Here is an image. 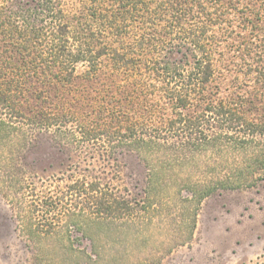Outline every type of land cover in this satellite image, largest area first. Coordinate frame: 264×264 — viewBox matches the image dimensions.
Listing matches in <instances>:
<instances>
[{
  "label": "rangeland",
  "instance_id": "1",
  "mask_svg": "<svg viewBox=\"0 0 264 264\" xmlns=\"http://www.w3.org/2000/svg\"><path fill=\"white\" fill-rule=\"evenodd\" d=\"M119 1L50 0L47 3L44 0H0V77L8 84H35V88L24 95L17 93L16 101L21 103L25 95L37 107L43 104V100L46 103L72 101L79 112L84 113L83 120L92 128L91 131H100L104 135L118 129V114L126 117L131 113H144L142 108L146 98L140 91L149 75L144 62L161 57L166 44L152 41L154 48L149 45L140 48V44L153 35L154 27L149 23L143 25L142 21L147 18L133 13L127 15L130 27L125 30L121 26L125 15ZM238 1L243 0H230V3L237 7ZM244 2L250 5L244 9V14L229 15L225 22H209L206 48L214 59L215 73L205 93L212 97L208 102L213 100L220 104L222 100L223 104L229 105L232 100L243 101L242 110L247 112V117L264 123V75L261 74L264 73L261 71L264 59L259 60L264 57V46H260L264 41L261 44L249 43L254 34H263L260 30L263 24L259 26L260 31L250 26L247 30L242 28L247 23L245 19L252 20L254 24L263 23L264 20L257 18L263 13L264 19V11L261 10L264 4L253 0ZM49 4L55 12L53 19L42 16ZM82 21L86 26L80 24ZM59 23L68 25L69 42L66 43V54L61 52L62 57L57 60L53 58L51 49L56 48L57 51L59 46L51 37H46L45 29L52 28V25L58 29ZM37 29L43 30V34L40 35V58L36 68L52 71L47 76H24L23 57L13 43L16 38L19 41V37H22L21 43L29 39L30 31L35 33ZM122 31H128L124 42ZM230 33L232 35L227 38L225 46H221V35ZM74 36L88 43L85 60H71V55L78 53ZM127 44H130L128 48L133 47V52L130 49L126 61H122L120 56ZM97 53L100 54L96 57ZM174 54L176 60L182 59L180 53ZM68 65L74 66V75L72 71L70 75L65 73ZM199 110L193 106L186 113L192 117ZM206 119V124H212L208 127L212 136L242 135V132L228 130L230 125H234V118L231 121L213 120L211 116ZM108 135L102 138L107 140ZM255 135L257 147L244 151L230 149L227 143L224 144L227 140L224 137L220 149L209 146L198 154L195 163L189 160L180 164L175 160L169 161L168 182L151 181L155 204L149 209L143 202L148 194L147 165L139 154L118 146V143L106 149L102 140L90 141L72 149L59 145L52 132L40 129L33 132V139L26 145L11 147L0 142V161L10 160L18 171H24L36 188L37 199L51 202L47 197L46 185L49 183L63 187L71 180L82 179L137 201L132 225L129 223L132 212L125 213L117 221L111 218L105 219L101 227L93 225L89 233H82L72 226L71 232L38 242L29 240L22 230L24 207L27 201L33 200L30 194L25 192L26 195L21 194L15 199L14 194L1 189L0 264H264L262 155L255 157L258 159L255 164H247L253 160L254 148L264 149V133ZM152 161L157 167L161 164L157 159ZM236 175L245 177L243 181L246 182L242 186H219L221 181ZM42 179L46 180L45 183ZM186 181L191 182L190 186ZM202 187L210 191L198 200L199 196L194 198L192 191L197 189L201 193ZM54 196L57 197V192ZM55 211L57 207L47 214L54 215ZM39 243L50 250L56 243L58 247L42 258L38 254ZM61 244L67 249L70 247L71 251L65 252L59 246Z\"/></svg>",
  "mask_w": 264,
  "mask_h": 264
},
{
  "label": "trees",
  "instance_id": "2",
  "mask_svg": "<svg viewBox=\"0 0 264 264\" xmlns=\"http://www.w3.org/2000/svg\"><path fill=\"white\" fill-rule=\"evenodd\" d=\"M44 1L50 3V0ZM253 1H256L257 4H264V0ZM119 4L123 11L122 14L125 15V17L122 16L124 24L121 25L125 30L130 27V19H127V15H133V13L136 16L140 14L147 18L142 21L143 25L149 23L154 27L151 39L142 42L140 48H145L144 45L154 48L153 42L166 44L161 57H156L153 60L148 59L144 62L146 70L149 72L140 91L141 96L146 98L144 100L146 104L142 108L144 113H131V116L128 114L126 117L124 114H118V129H115L110 135H104L100 131H91L92 128L83 120L84 113L79 112V108L72 101L46 103L40 97L39 99L43 100V104L37 107L35 104L32 105L25 95L24 98L21 96L22 101L20 103V101H16L17 93L24 95L29 90L34 89L35 84L28 82L30 85H13L8 84L6 80L0 77V142L11 147L16 144L26 145L33 139V132L40 129L41 131L52 132L59 145L72 149L90 141L102 140L106 149L113 148L115 146L113 144L118 143V146L126 147L139 154L147 165L149 172L148 194L143 202L144 206L146 205L145 208L149 209L155 204L152 201L154 187L151 181L158 179L164 183L168 182L166 174L169 161L175 160V163L180 164V162L189 160L195 163L198 154L209 146L220 149L224 137L227 138L224 144L227 143L230 149L238 151L242 149L244 151L253 146L257 147V142L253 136L264 133V123L257 118L247 117V112L242 110L243 101L232 100L229 105L223 104L222 100L220 104L213 100L208 102V99L212 97L205 93L215 73L214 59L212 54L209 55L210 53L206 48L207 40H209L207 36L210 30L209 22L216 23V20L225 22L229 15L243 13L244 9H248L250 5L244 0L238 1L237 7L231 5L230 0H120ZM44 10L43 18L53 19L55 15L53 6L49 4ZM261 10L264 11V8ZM262 15L263 13L259 14L257 19L264 20ZM244 22H247L242 27L244 30H247L249 26L256 30L261 28L260 30L264 34V29H262L264 28V21H262L263 23L258 21V24H254L252 20L245 19ZM80 24L85 23L82 21ZM261 24L263 25L261 26ZM57 26L58 29L54 25L48 30L45 29V35L57 42L59 46L57 51H55L56 48L51 50L54 52L53 58L59 60L62 57L61 52L66 54V49H68L66 43L69 41L67 37L68 25L59 23ZM235 26L233 27L235 28ZM259 26L261 27L259 28ZM233 27L231 31L234 32ZM30 32L32 33L29 34V39H24L21 43L22 37H19L21 41L16 38L15 43H13V46L18 48L23 57V75H29V77L47 76L52 70L36 68L37 60L40 58L41 45L39 42L43 30L37 29L35 33L34 31ZM125 33L127 34L128 31L121 32L123 42L127 36ZM263 34L261 32L259 35L254 34L249 43L261 44L264 41ZM231 35L232 33L221 35L220 45L225 46L227 38ZM73 38L78 53L71 55V60L75 62L85 60L89 51L87 41H80L79 37L75 36ZM148 40H151V43ZM129 45L124 47L120 60L126 61L130 49L133 52V47L128 48ZM174 53H180L182 59L176 60ZM99 54L97 53L96 57ZM263 59L264 57L259 60L262 61ZM65 70L66 74L70 75L72 71L74 75V66L68 65ZM263 70L264 67L261 71ZM261 74L264 75L263 72ZM149 77L150 81H148ZM60 79L64 81L63 77ZM69 80H72V77ZM194 102L197 104L194 105ZM193 106L199 107L201 111L199 110L200 112L190 117L186 112ZM209 116L213 117V120L231 121L230 119L234 118L236 121H234V125L231 123L232 125L228 127V130L242 132V135H239L241 137H236L233 134L210 135L208 127L212 124H206L208 121L206 117ZM107 135V140L102 138ZM116 138L117 141H114ZM172 139L176 141L171 142ZM254 149L255 151L252 152L253 160L247 164L258 162L255 157H260L261 154L263 159L260 165H264V149ZM156 159L161 163L158 164V167L153 165L152 160L155 161ZM16 168L17 166H13L10 160L7 162L0 161V190L14 194L12 196L15 199L19 198L18 196L21 194L26 195L25 192L32 197L33 200L27 201V205L24 207L26 209L24 210L25 215H22L21 218L22 230L24 234H27L29 240L38 242L51 240L60 237L62 233L71 232L72 226L82 233H89L93 225L101 227L104 225L105 219L112 218L113 221H117L122 214H130L131 212L132 219H129V223L132 225L133 210L137 201L127 199L120 192L116 193L95 182L88 183L85 180L77 179L65 183L63 187L53 183L46 185L49 192L47 197L51 199V202H44L42 199H37L36 188L29 182L24 171H18ZM159 175H163V178H159ZM244 178L243 175H236L234 178L221 181L219 186L222 188L240 187L246 182L243 181L246 180ZM45 179H42V182L45 183L48 180ZM227 181L228 184L225 183ZM186 184L190 186L191 182L186 181ZM209 191L210 189L202 187L201 193L196 189L192 191V195L194 198L198 195L197 199L200 200ZM55 192H57L56 198ZM61 195L63 197H60ZM55 207H57L56 213L49 216L47 213L52 212ZM63 217L65 221L62 220ZM39 244L38 254L42 258H45L51 251L53 253L54 248L58 247L56 243L50 250L43 243ZM59 246L65 252L71 251L70 247L67 249L62 244ZM75 253L80 252L75 251Z\"/></svg>",
  "mask_w": 264,
  "mask_h": 264
}]
</instances>
